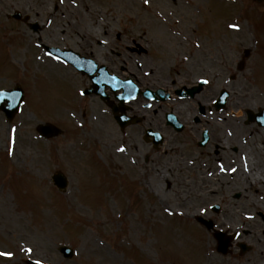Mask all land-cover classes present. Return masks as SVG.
I'll return each instance as SVG.
<instances>
[{
	"label": "rangeland",
	"instance_id": "1",
	"mask_svg": "<svg viewBox=\"0 0 264 264\" xmlns=\"http://www.w3.org/2000/svg\"><path fill=\"white\" fill-rule=\"evenodd\" d=\"M34 1L37 10L30 20L40 30L5 18ZM63 1H2L0 90L20 83L26 105L11 122L0 111V252L13 253L0 256V264H251L247 256L253 252L242 257L235 251L218 254L212 232L195 222L197 215L211 218L222 232H236L237 240L262 257L264 221L255 214L244 217L235 207L239 200L230 195L233 190L202 189L197 182L190 188L174 183L167 188L166 180L173 181L168 173L175 174V181L179 177L177 166L168 163L177 152L164 153L163 148L157 153L139 137L121 136L108 107L95 97H79L77 90L88 85L87 78L47 57L39 44L71 48L117 73L120 66L144 60L137 54L128 59L126 52L110 54V47L125 50L121 40L112 41L119 35L126 44L149 46L155 55L161 51L156 55L161 59H146L153 78L161 80L158 84L165 79L195 84L205 77L210 81L203 89L207 100L224 88L227 103L255 110L264 106V1ZM244 49L250 56L237 72ZM160 105L163 114L171 103ZM147 111V118H162ZM45 121L60 125L63 134L38 136L35 126ZM145 155H150L148 161ZM117 162L121 171L110 170ZM56 170L66 174L64 191L51 182ZM262 196L264 190L253 185L241 199L264 213ZM216 203L219 212L211 210ZM59 245H70L74 256L64 258Z\"/></svg>",
	"mask_w": 264,
	"mask_h": 264
},
{
	"label": "flooded vegetation",
	"instance_id": "2",
	"mask_svg": "<svg viewBox=\"0 0 264 264\" xmlns=\"http://www.w3.org/2000/svg\"><path fill=\"white\" fill-rule=\"evenodd\" d=\"M2 1L0 0V10L3 8ZM32 5L31 3L26 4L20 11L22 10L26 14L27 11H31ZM118 40L124 43V40L120 39L118 35L112 41L118 44ZM100 43L98 41L99 45H101ZM122 47L125 48L124 51L110 47L109 53L118 57L123 52H129V56L127 57L131 59L133 53L138 52V50L142 51L143 49L139 45H134L133 42L130 45H122ZM143 51L146 52V50ZM93 59L96 60L95 58ZM122 59L125 63L129 62L126 58ZM141 68L144 67L131 68L129 66H120L119 71L115 73L110 70L113 69L112 67L109 69L106 65V71L112 74H118L120 71L125 73L127 71L128 75L126 77L119 76L133 81L140 91L146 89H151V91L158 90L159 88H155V86H150L149 84L144 86V76L141 74ZM174 83L173 81V85H170L171 87H161L165 91L163 93H168V98L165 102L175 98L181 99L178 96V91L184 94L187 93L185 84L178 86ZM199 92L192 97H186V99L189 98L190 100L186 105L185 103H177L175 106L171 104L168 109L164 110L163 114L160 110L163 107L160 105L161 101H155L152 104L142 94H138L136 98L124 104L125 112L128 116L132 117L131 120L133 122L128 124L125 130H120L121 134L125 135L128 133L133 140L139 137L153 151H157L158 153L163 148L164 153L171 154L176 151L177 153L172 154L171 160L168 163L171 164L170 168L173 165L177 166L179 177L175 181V174L171 176L168 173V175L173 178L174 184L177 187L190 188L189 185L192 182H197L196 185L202 189H206L208 185H211L212 187L217 186L219 189L223 188L225 191L227 189L228 191L233 190L230 192V195L235 200H239V203L235 207L237 210L242 208L244 211L246 206L240 200L242 197L241 191L250 189L253 184L259 185L261 183L264 185V125L262 122L257 121L261 119L249 121L246 118L247 108L243 107L240 110L235 104H230L231 108L227 104L223 109L217 110L212 102L213 96L207 100L202 88ZM201 93L202 99L196 98ZM159 95L156 94L155 96L159 98ZM114 96L111 95V99L114 100ZM155 104L159 108L155 107L152 109V106ZM150 109L153 110L154 114L157 112L162 114V118H147L146 115L148 116L150 112L147 110ZM168 114H172L178 119L181 125L179 129L169 123L170 117ZM187 132H189L191 137H188ZM186 147L190 150L184 152ZM149 156L145 155L144 161H148ZM231 169H235V171L233 172ZM170 185L171 182L167 179L165 186L168 188ZM216 205L219 206L217 203ZM236 237H238L237 234ZM238 242H235V247L232 248L230 255L235 251L238 257H242L253 252L251 256H247L250 257L248 261L251 264L264 263L263 252H260L262 257H255L254 247L248 246L243 248L246 251L242 253V248L238 246Z\"/></svg>",
	"mask_w": 264,
	"mask_h": 264
},
{
	"label": "water",
	"instance_id": "3",
	"mask_svg": "<svg viewBox=\"0 0 264 264\" xmlns=\"http://www.w3.org/2000/svg\"><path fill=\"white\" fill-rule=\"evenodd\" d=\"M74 65L76 67H78L80 70L87 72L89 75H92V72L94 70V68H92L91 70L88 71V69H85L81 66L80 62H75ZM97 86V83H95ZM107 85L111 88V89H116L119 88L120 84L117 83L116 80H108L107 81ZM98 92V91H97ZM13 93H9V92H0V104L2 103L3 100H9V105H5L2 106L0 105V108H2V110L5 112L6 116L8 119H11L13 117V115L15 114V112L18 110V107L20 105L21 102V94H19L18 96H16V98H13ZM13 98V99H11ZM259 118H261V116H259ZM38 132L45 136V137H49V136H54L56 134H58L60 132V130L58 128H56L55 126L46 123L43 125H39L37 127ZM52 180L53 182L60 188L63 189L64 186L66 185V180L65 177L62 173L57 172L52 176ZM205 225H207V223L209 224L208 226L211 227V223L207 222V221H203L201 220ZM216 236L218 237V240L220 239V237L222 236L221 234L216 233ZM229 239V238H228ZM223 241L219 242V246H218V250H221L222 248L227 247L228 245V240L224 241V243H222ZM60 250L64 253L65 256H70L71 255V251L69 250L68 247L65 246H61Z\"/></svg>",
	"mask_w": 264,
	"mask_h": 264
},
{
	"label": "snow or ice",
	"instance_id": "4",
	"mask_svg": "<svg viewBox=\"0 0 264 264\" xmlns=\"http://www.w3.org/2000/svg\"><path fill=\"white\" fill-rule=\"evenodd\" d=\"M144 3L147 4L148 3V0H144ZM230 27L238 28L239 25L232 24V25H230ZM204 83H207V81H204ZM124 150L125 149L123 147H121V148L118 149V151H121V152H123ZM9 154H11V149H9ZM231 171L234 172L235 169H231ZM166 211H167V209H166ZM201 211H203V209H201ZM26 251L31 252L32 250L31 249H26ZM12 255H13V253H11V252H0V256L11 257ZM36 264H41V261L37 260L36 261Z\"/></svg>",
	"mask_w": 264,
	"mask_h": 264
}]
</instances>
